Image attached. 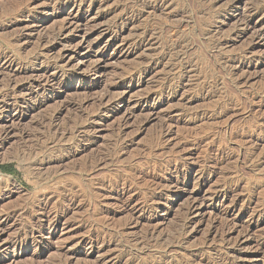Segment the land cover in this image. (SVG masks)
<instances>
[{
    "label": "rangeland",
    "instance_id": "rangeland-1",
    "mask_svg": "<svg viewBox=\"0 0 264 264\" xmlns=\"http://www.w3.org/2000/svg\"><path fill=\"white\" fill-rule=\"evenodd\" d=\"M0 165V264H264V0H0Z\"/></svg>",
    "mask_w": 264,
    "mask_h": 264
},
{
    "label": "trees",
    "instance_id": "trees-1",
    "mask_svg": "<svg viewBox=\"0 0 264 264\" xmlns=\"http://www.w3.org/2000/svg\"><path fill=\"white\" fill-rule=\"evenodd\" d=\"M0 167H1L2 169H6V170H8V171L15 172V168H14L13 165H0Z\"/></svg>",
    "mask_w": 264,
    "mask_h": 264
},
{
    "label": "bare ground",
    "instance_id": "bare-ground-1",
    "mask_svg": "<svg viewBox=\"0 0 264 264\" xmlns=\"http://www.w3.org/2000/svg\"><path fill=\"white\" fill-rule=\"evenodd\" d=\"M26 141H27V140H26ZM26 141H25V142H26ZM147 174H148V173H147ZM226 215H227V214H226ZM232 220H233V219H232ZM222 233H223V232H222ZM221 238H222V237H221ZM226 240H227V239H226ZM260 243H261V242H260ZM225 244H226V243H225ZM233 255H234V253H233ZM235 255H236V254H235ZM238 256H239V255H238ZM236 257H237V256H236ZM233 258H234V256H233ZM227 259H228V258H226V260H227ZM234 259H235V258H234ZM223 260H225V259H223ZM230 261H231V260H230ZM189 262H190V261H189ZM189 262H188V263H189ZM226 262H227V261H226ZM186 263H187V262H186ZM188 263H187V264H188ZM222 263H224V262L222 261ZM203 264H204V263H203ZM208 264H209V263H208ZM227 264H228V263H227Z\"/></svg>",
    "mask_w": 264,
    "mask_h": 264
}]
</instances>
